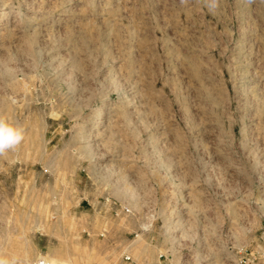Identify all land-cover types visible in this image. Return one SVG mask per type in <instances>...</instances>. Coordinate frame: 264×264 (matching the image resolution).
<instances>
[{
	"label": "rangeland",
	"instance_id": "obj_1",
	"mask_svg": "<svg viewBox=\"0 0 264 264\" xmlns=\"http://www.w3.org/2000/svg\"><path fill=\"white\" fill-rule=\"evenodd\" d=\"M0 116V259L264 264V0H0Z\"/></svg>",
	"mask_w": 264,
	"mask_h": 264
},
{
	"label": "clouds",
	"instance_id": "obj_2",
	"mask_svg": "<svg viewBox=\"0 0 264 264\" xmlns=\"http://www.w3.org/2000/svg\"><path fill=\"white\" fill-rule=\"evenodd\" d=\"M207 6L210 10H214L217 7V0H207ZM23 135L22 127L0 116V154L14 149L22 141ZM0 264H9V261L0 259Z\"/></svg>",
	"mask_w": 264,
	"mask_h": 264
},
{
	"label": "built area",
	"instance_id": "obj_3",
	"mask_svg": "<svg viewBox=\"0 0 264 264\" xmlns=\"http://www.w3.org/2000/svg\"><path fill=\"white\" fill-rule=\"evenodd\" d=\"M124 213L128 214L129 209H124ZM129 259V257H127ZM39 264H49L46 260H41ZM239 264H252V259L249 256H242L239 260Z\"/></svg>",
	"mask_w": 264,
	"mask_h": 264
},
{
	"label": "bare ground",
	"instance_id": "obj_4",
	"mask_svg": "<svg viewBox=\"0 0 264 264\" xmlns=\"http://www.w3.org/2000/svg\"><path fill=\"white\" fill-rule=\"evenodd\" d=\"M24 256H25V255H24ZM24 256H23V257H24ZM26 256H27V254H26ZM26 256H25V257H26ZM28 259H29V258H28ZM44 260H46L49 264H57L56 262H54V261H50V260H48V259H44ZM24 263L26 264V259H23V264H24ZM37 264H39V263H37Z\"/></svg>",
	"mask_w": 264,
	"mask_h": 264
}]
</instances>
